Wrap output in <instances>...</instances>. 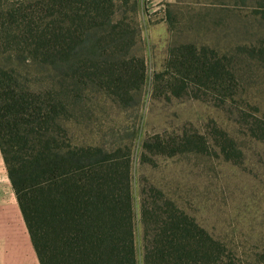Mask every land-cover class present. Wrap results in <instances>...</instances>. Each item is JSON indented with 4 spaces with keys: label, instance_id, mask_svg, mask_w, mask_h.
Returning <instances> with one entry per match:
<instances>
[{
    "label": "trees",
    "instance_id": "trees-1",
    "mask_svg": "<svg viewBox=\"0 0 264 264\" xmlns=\"http://www.w3.org/2000/svg\"><path fill=\"white\" fill-rule=\"evenodd\" d=\"M115 1L0 3V152L40 264H139L131 151L80 142L74 130L91 85L125 103L145 80L140 58L109 66L78 58L77 46L109 23ZM243 50L263 56L264 68V44ZM239 77L229 55L188 44L171 50L155 90L225 102L242 97ZM250 130L264 141L263 118ZM208 146L199 134L144 143L168 157ZM158 193L141 203L143 264H237L222 241Z\"/></svg>",
    "mask_w": 264,
    "mask_h": 264
},
{
    "label": "rangeland",
    "instance_id": "rangeland-1",
    "mask_svg": "<svg viewBox=\"0 0 264 264\" xmlns=\"http://www.w3.org/2000/svg\"><path fill=\"white\" fill-rule=\"evenodd\" d=\"M115 3L109 23L92 30L86 44L77 46L78 58L88 65L100 62L103 66L116 65L126 57L140 58L145 80L125 103H116L91 85L74 130L80 142L127 146L131 151L139 264H143L141 203L144 198L157 200L160 190L222 241L234 262L264 264V141L253 137L250 130L255 117L264 119V68L258 66L263 56L256 61L243 50L264 44V19L259 14L264 1ZM188 44L229 55L239 70L242 97L224 102L219 95H210L208 100L167 91L158 95L155 76L165 70L172 49ZM157 134L167 139L199 134L210 148L171 157L145 151V141Z\"/></svg>",
    "mask_w": 264,
    "mask_h": 264
},
{
    "label": "crops",
    "instance_id": "crops-1",
    "mask_svg": "<svg viewBox=\"0 0 264 264\" xmlns=\"http://www.w3.org/2000/svg\"><path fill=\"white\" fill-rule=\"evenodd\" d=\"M0 264H40L1 152Z\"/></svg>",
    "mask_w": 264,
    "mask_h": 264
},
{
    "label": "built area",
    "instance_id": "built-area-1",
    "mask_svg": "<svg viewBox=\"0 0 264 264\" xmlns=\"http://www.w3.org/2000/svg\"><path fill=\"white\" fill-rule=\"evenodd\" d=\"M159 1H162V0H159Z\"/></svg>",
    "mask_w": 264,
    "mask_h": 264
}]
</instances>
